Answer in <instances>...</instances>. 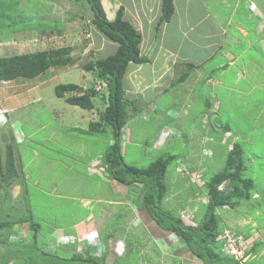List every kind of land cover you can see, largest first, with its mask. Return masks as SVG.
<instances>
[{
    "label": "rangeland",
    "instance_id": "374dc122",
    "mask_svg": "<svg viewBox=\"0 0 264 264\" xmlns=\"http://www.w3.org/2000/svg\"><path fill=\"white\" fill-rule=\"evenodd\" d=\"M250 1L257 10L249 9ZM101 2L109 14L123 4L124 18L142 35L139 47L140 54L148 57L145 63L167 62L168 46L177 43L178 34L162 23L155 28L159 0ZM191 4H208L210 13L230 17L222 50L234 55L233 62L218 51L201 65L205 75L197 71L200 76L191 73L189 80L178 82L185 67L174 61L171 69L162 67L159 89L148 87L157 91L149 101L125 85V96L134 101L136 109L127 110L120 140L122 156L126 164L145 167L159 156L174 155L176 159L166 170L164 206L185 224L197 225L208 199L206 183L224 169L232 144L238 143L241 174L252 181L250 198L215 212L219 229L249 239L246 250L252 243H261L247 257L246 251L236 259L220 254L212 263L264 264V240L260 239H264V46L259 42L264 40V31L256 35L254 26V17L263 16L264 0H196ZM235 4L237 9L231 12ZM248 14L254 17L248 20ZM92 17L86 0H0V56L70 47L74 63L63 69L64 76V71L52 74L48 70L46 77L42 73L32 79L0 81V165L9 145L18 173L11 183L0 173V241L19 247L29 244L32 219L40 225L36 246L44 251V255L37 250L32 255L45 261L77 264L70 257L81 254L103 257L113 264H201L178 236L158 227L149 216L141 183L123 185L103 168V155L112 141L110 128L87 129L90 121L98 120L105 107L102 94H107L95 73L83 69L84 64L97 60L93 39L86 37L89 25L94 26ZM235 21L248 31V41L235 28ZM106 50L98 56L113 52ZM214 68L221 70L217 76L222 84L207 82L217 78ZM61 82L76 83L84 91L97 89L91 97L93 107L69 110L64 98L54 95L53 86ZM175 86H181L180 90ZM11 90L20 94L19 103H29L16 113H6L8 103L1 99ZM214 116L219 123L212 122ZM13 119L20 123L13 125L16 134L9 126ZM225 126L231 133L220 132ZM203 151L211 155L204 156ZM219 188L231 190L227 181ZM23 217L28 220L20 221ZM215 242L209 247L216 248ZM4 250L0 243V261ZM54 253L56 258L50 255ZM9 264L26 262L15 258Z\"/></svg>",
    "mask_w": 264,
    "mask_h": 264
},
{
    "label": "trees",
    "instance_id": "16d2710c",
    "mask_svg": "<svg viewBox=\"0 0 264 264\" xmlns=\"http://www.w3.org/2000/svg\"><path fill=\"white\" fill-rule=\"evenodd\" d=\"M86 2L92 11L93 17L91 20L96 29L106 38L117 43L116 50L110 55L83 65L84 70L95 73L97 79L104 84L107 90L106 95L102 94L106 104L105 107L99 112L98 120L90 121L87 128L92 132L102 131L106 126L110 128L112 141L104 152L103 168L112 180L123 185L129 186L134 183H141L143 185L142 200L144 207L156 225L178 236L187 245L191 253L201 260V264H213L212 262L216 261L220 255L212 247H209V244L213 245L216 241L220 231L216 209L236 205L234 201H248L250 189L253 187L251 179L243 178L241 174L243 168L242 149L238 143H233L226 157L224 169L206 183V196L208 199L205 203L203 217L197 225L185 224L179 215L168 210L163 202L168 191L166 170L176 157L174 155L159 156L147 166L138 167L124 162L120 145L122 128L125 126L128 117L127 110L135 112L136 109L134 101L125 96L122 79L130 62L143 63L148 60L146 55L140 54L141 33L135 29L129 20L124 18L122 5L118 6L114 18L109 20L106 17L101 0H86ZM173 10V0H161L156 29L164 21L170 20ZM70 52V47H60L0 56V81L12 80L18 77L32 79L44 73L49 67L64 66L71 61ZM187 65L192 66L189 63ZM188 73L189 71H183L177 81H183ZM53 89L56 97L64 98L66 103L79 106L82 109L93 107L91 97L98 92L93 88L84 91L79 85L71 82L58 83ZM71 91H78V94L65 96V93ZM219 127H222L221 123ZM220 132L222 134L231 133L227 126L221 128ZM0 173L5 174V178L9 183L13 182L18 174L14 164L12 148L9 145L6 146L5 160L3 167L0 165ZM223 181L230 184L231 190L224 191V189L218 188ZM26 220H28V217L20 219V221ZM29 227L32 234L27 245L19 247L0 241L5 249L0 264H9L15 258H23L26 264H62L54 260H42L38 254L36 256L32 255V251H41V255H44V251L36 246V237L40 225L31 219ZM258 243L261 242L253 243L246 254L252 253ZM50 255L57 257L56 253ZM70 260L77 261V264H113V262L106 263L103 257L93 255L73 254Z\"/></svg>",
    "mask_w": 264,
    "mask_h": 264
},
{
    "label": "crops",
    "instance_id": "0c3cea01",
    "mask_svg": "<svg viewBox=\"0 0 264 264\" xmlns=\"http://www.w3.org/2000/svg\"><path fill=\"white\" fill-rule=\"evenodd\" d=\"M193 1H196V0H173L174 10H173L172 16H171L169 21H164L162 23L165 27L168 26L169 29L174 28L178 34V39H176L177 43L175 42V45L172 47H169L167 45L168 50L170 52V54L167 57V62L163 61L164 59H162L161 61H159L160 65H157V64L151 65V64H148L145 62L144 63L130 62L128 64L126 71L124 73L123 79H122L123 86L125 87V85H126L127 88H131L133 90H136L138 92V94H140L142 96V100L149 101L152 97L157 96V91L155 93V91H152L151 89H153V90L159 89L160 83L158 81L161 78L160 73L162 71V67H166V68L171 69L172 64L174 65V61L183 64L185 67V69H182L180 71V74L183 73V71H189L188 76L185 78L188 80L190 79L191 73L193 75L197 71L202 72V73H200L201 75L202 74L205 75L207 72L204 71V68L201 67V65L203 66V65H205V63L209 62L210 59L218 51H221L220 53L223 55V57H226V58L229 57L231 63L233 62L232 59H234V55L231 52H226V51L222 50V46L225 43L226 33H227V29H228L227 24L229 22H231L230 17L228 16V17H221L220 18L219 15H217V14L214 15V13H210L207 10L208 4H207V6L204 4L203 7H202V5H200L199 7H194L191 4V2H193ZM198 1L201 3L202 0H198ZM222 1H224V0H222ZM159 2H158V6H159L158 18L160 15L161 0H159ZM250 3L254 4L253 1H250ZM118 4H121V2H119ZM121 5H123V4H121ZM237 5L238 4H235L233 6L231 12H234L237 9ZM118 6L115 7V9L113 7L110 14L107 13V11L105 10L107 19L112 20L114 18ZM148 10H150V9H148ZM255 10H257L256 7H255L254 11ZM150 12H151V10H150ZM218 14H220V13H218ZM262 15H261L262 17H258L257 15H256V17H254L253 15H251V16L249 15V17H248V20L252 19L253 17L256 18L254 20L255 34L256 35H259L264 31V13H262ZM259 20H261V21H259ZM234 26L241 33V35L246 38L245 39V41H246L248 39L249 33L243 27V24L241 22L235 21ZM136 30H138L137 27H136ZM86 37H88L87 38L88 40L93 39L91 41L94 43V45H92V48L97 53L96 57H95V59H97V60L103 59L106 57V56H102L103 58H101V56H98V55L102 54V53H106L107 48L110 49V51L112 49L113 52L117 48V43L106 38L93 25H89L88 33H87ZM259 42L261 45L264 46V40L263 39H260ZM110 46L115 47V50H114V48H112ZM176 51H177V53H175ZM108 55H110V54H108ZM165 58H166V56H165ZM187 63L191 64L192 66L191 67L188 66ZM73 65H74V63L71 60L68 64H66L64 66H52V67H49L44 72L43 75L45 77L48 76V70L52 74L56 73L58 71L63 72L64 71L63 69L71 68V67H73ZM209 71H210V69H209ZM220 71L221 70H219V68H214L212 70V73L216 74L217 78L213 79V81L208 79L207 82H209L211 85L222 84L221 81L219 80L218 76H217ZM65 73L66 72L64 71L62 76H64ZM200 74L198 73V76H200ZM179 76H178V78H179ZM201 77H203V76H201ZM18 78H23V77H18ZM23 79H27V78H23ZM53 79L55 80L54 77H53ZM61 79L62 78L59 77L58 82ZM12 80H14V79H12ZM7 81H11V80H7ZM64 83H67V82H64ZM150 86H151V89H148V87H150ZM171 86H172V84H171ZM175 87H176V89L180 90L181 86H175ZM14 89L17 90V86H15ZM5 90H7V89H4L3 91H5ZM13 90H11L10 93H5L1 97V99H3L2 100L3 103H5V102L8 103L7 105L5 104V107H7L5 109L6 113L9 111L11 112V110H12V112L16 113L19 110L21 111L23 107H25L27 104H29V103H27V104L19 103L18 98H19L20 94L18 95L17 93H15V91L13 92ZM148 90H151V94L149 93L150 97L147 95ZM12 92H13V94H11ZM130 98H132V97H130ZM11 102H16L17 106L8 107ZM30 103H32V102H30ZM68 105H69V107H68L69 110L71 107L72 108L79 107V106L70 105V104H68ZM18 121L19 120H17V119H13V121L10 123V126L14 123H17ZM56 232H58V231H56ZM260 239L264 240L262 238V236ZM262 248H264V247H262Z\"/></svg>",
    "mask_w": 264,
    "mask_h": 264
},
{
    "label": "built area",
    "instance_id": "2783aa9c",
    "mask_svg": "<svg viewBox=\"0 0 264 264\" xmlns=\"http://www.w3.org/2000/svg\"><path fill=\"white\" fill-rule=\"evenodd\" d=\"M249 7L252 9L254 8L253 4H250ZM216 252L222 255L233 256L234 258H241L245 251L247 252L246 248L249 246L248 242L249 239H245V237L241 234H237L235 231H231L229 229H220L218 236L216 238ZM251 244V243H250ZM246 254V253H245Z\"/></svg>",
    "mask_w": 264,
    "mask_h": 264
},
{
    "label": "clouds",
    "instance_id": "9594fccd",
    "mask_svg": "<svg viewBox=\"0 0 264 264\" xmlns=\"http://www.w3.org/2000/svg\"><path fill=\"white\" fill-rule=\"evenodd\" d=\"M250 4H252V3H250ZM250 4H249V5H250ZM253 5H254V4H253ZM254 6H255V5H254ZM249 9H250V10H254V8L252 9L251 7H249ZM96 90H97V89H96ZM104 103H105V102H104ZM105 105H106V104H105ZM13 125H20V123L17 122V123L12 124L11 126L9 125L10 128H11V130H12L13 132H15V134H16L17 132H16V129L13 128ZM167 134H168V133H167ZM167 134H166V135H167ZM169 134H172V131H169ZM13 135H14V133H13ZM202 155L208 157V156L211 155V153H210V154H207L205 151H203V152H202ZM223 182H225V181H223ZM218 188H219V186H218ZM219 189L223 190L222 188H219ZM252 244H253V243H252ZM248 250H249V249H248ZM246 253H247V252H246ZM249 255H250V254H246V257L249 256ZM227 256H228V255H227Z\"/></svg>",
    "mask_w": 264,
    "mask_h": 264
},
{
    "label": "water",
    "instance_id": "95a60500",
    "mask_svg": "<svg viewBox=\"0 0 264 264\" xmlns=\"http://www.w3.org/2000/svg\"><path fill=\"white\" fill-rule=\"evenodd\" d=\"M212 121H213L214 124L219 123V118L217 116H214L212 118Z\"/></svg>",
    "mask_w": 264,
    "mask_h": 264
}]
</instances>
